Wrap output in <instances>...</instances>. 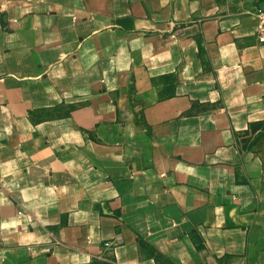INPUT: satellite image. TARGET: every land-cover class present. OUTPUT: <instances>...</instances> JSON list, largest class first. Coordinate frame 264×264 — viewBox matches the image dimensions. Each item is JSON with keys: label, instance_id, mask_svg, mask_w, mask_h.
<instances>
[{"label": "crops", "instance_id": "1", "mask_svg": "<svg viewBox=\"0 0 264 264\" xmlns=\"http://www.w3.org/2000/svg\"><path fill=\"white\" fill-rule=\"evenodd\" d=\"M262 2L0 0V264H264Z\"/></svg>", "mask_w": 264, "mask_h": 264}, {"label": "built area", "instance_id": "2", "mask_svg": "<svg viewBox=\"0 0 264 264\" xmlns=\"http://www.w3.org/2000/svg\"><path fill=\"white\" fill-rule=\"evenodd\" d=\"M257 17V26H256V38L259 43L264 44V10L258 9L256 11ZM110 244L105 243V247H108Z\"/></svg>", "mask_w": 264, "mask_h": 264}, {"label": "water", "instance_id": "3", "mask_svg": "<svg viewBox=\"0 0 264 264\" xmlns=\"http://www.w3.org/2000/svg\"><path fill=\"white\" fill-rule=\"evenodd\" d=\"M259 9H260V10H264V2H262V3L260 4Z\"/></svg>", "mask_w": 264, "mask_h": 264}]
</instances>
